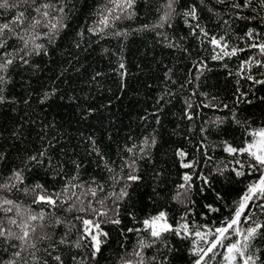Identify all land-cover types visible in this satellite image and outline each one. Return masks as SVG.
Segmentation results:
<instances>
[{
    "label": "trees",
    "instance_id": "trees-1",
    "mask_svg": "<svg viewBox=\"0 0 264 264\" xmlns=\"http://www.w3.org/2000/svg\"><path fill=\"white\" fill-rule=\"evenodd\" d=\"M51 2L63 7L66 27L51 43L45 36L48 28L41 25L36 29L40 38L35 43L43 44L46 54L41 50L39 55L26 56L27 64L17 57L8 69L9 82L3 86L8 102L0 104V153L4 154L0 184L8 182L14 169L23 168L29 156L46 150L44 164L29 165L31 171L25 168L23 184L0 190V199H12L22 210L55 213L33 222L38 250L29 249L22 258L28 264H58L56 255L64 264H83L85 260L88 264H121V258L136 246L138 235H145L128 233L127 228H141L139 221L166 211L173 227L188 223L193 234L168 233L166 244L158 241L145 249L147 256L155 255L161 264H194V248L207 247L195 237V231L214 232L226 226L248 187L261 176V171L247 167L245 175L235 176L230 171L235 167L233 157L222 150L221 142L227 140L238 146L250 139L246 128H264V84L247 79L250 75L254 80H264V67L258 66L264 64V55L251 46L264 43V8L258 0L240 9L232 6L233 0H204L203 5L200 0H178L169 22L157 27L167 10V0H135L132 8L121 10L105 27L101 21L113 0ZM235 2L244 4L245 0ZM192 5L197 6L198 21L183 15ZM55 7L50 10V19L61 15ZM20 11L42 19L21 4L17 8H0V23L11 21ZM17 31L23 32L20 28ZM213 37L226 44L227 51L235 49L236 54L224 56L211 43ZM8 44L9 53L22 47L16 39H10ZM218 54L221 58L215 59ZM89 137L100 155L92 151ZM145 137L149 143L155 138V144L142 154ZM133 145L137 169L134 174L141 177L138 181L127 180L131 170L124 166L133 156L126 147ZM179 151L186 152L185 162H196L194 168L182 167ZM73 161L80 164L79 169ZM225 166L228 170L219 175L217 168ZM185 174L192 176L191 190L187 199L183 195L176 199L178 192L184 191L179 185L185 183ZM73 176L77 179L72 180ZM225 176L230 179L225 180ZM203 177L208 178L207 184ZM70 180L83 185L73 190L77 195L90 186L102 185L104 191H98L96 198L88 196L84 206L92 201L96 209L108 210V216H98L91 210L69 212L67 204L50 209L43 203H33L34 194L23 190L42 184L48 192H59ZM125 184L127 197L108 198ZM102 197L103 205L96 203ZM254 204L250 205L251 220L245 223L241 217V229L252 225V221L264 222V208L259 206L264 205V200H255ZM115 213L120 225L103 222ZM14 214L15 209L8 215ZM77 216L101 222V229L108 232L107 242L95 261L88 260L87 240L81 241L80 248L58 243L66 233L73 244L80 239L83 225ZM56 217L63 223L56 224ZM0 218L6 224L2 211ZM43 233L52 239H39ZM214 238L209 236V240ZM236 239L231 235L223 243L229 245ZM18 250L0 241V264L15 258L13 253ZM214 251L215 255L205 257L207 264H224L226 249L218 247ZM30 252H35V259ZM249 252L264 260V238L252 241Z\"/></svg>",
    "mask_w": 264,
    "mask_h": 264
},
{
    "label": "snow or ice",
    "instance_id": "snow-or-ice-1",
    "mask_svg": "<svg viewBox=\"0 0 264 264\" xmlns=\"http://www.w3.org/2000/svg\"><path fill=\"white\" fill-rule=\"evenodd\" d=\"M219 3H224L225 0H217ZM116 8L125 9L132 8L134 6L135 0H114ZM178 3V0H167L166 2V11L161 17V24H158L157 27H162L163 24L169 22L172 18V15L176 12L175 5ZM253 0H245L244 4L235 2L233 0V7L240 9L242 7L251 6ZM258 3L261 8H264V0H258ZM24 5L27 8H32L34 12L39 14L42 19H37L36 17H28L26 16L25 11H20L18 15H16L11 21L0 23V50H4L0 52V104L6 103L7 98L3 95L4 85L9 82V77L7 76L8 69L12 66L17 57L19 61L23 64H27L28 60L25 59L26 56H31L32 54L39 55L41 50L45 51L46 49L43 44L35 43V40L40 38V33L36 32V29L43 25L48 28V32L45 33L49 43L56 39V36L60 29L66 27L64 24V18L66 13H64V9L62 6L55 7L51 0L45 2V0H41L40 3H37V0H12L10 3L9 0H0V8H17L20 5ZM200 4H204V0H200ZM55 7V11L60 13L61 15L55 17L54 19H50L51 11ZM112 14L109 13L108 16ZM184 16L190 17L192 20H199V16L197 14V6L192 5L187 11L183 13ZM115 19H120V16H116ZM101 23L107 27L109 25V19L105 18L101 21ZM199 27V25H196ZM189 27H192L189 25ZM20 28L23 32L17 31ZM203 31V29H201ZM82 35V33H81ZM204 35L207 36L208 33L204 32ZM249 36H252V33L249 32ZM10 39H16L22 42V47L15 53H9L7 48L10 47L8 41ZM211 43L216 47L220 48L222 54L224 56L235 55L236 50L233 49L231 52L227 51V45L223 44L220 40H217L215 37L211 38ZM32 45L31 49H29V45ZM171 46V45H169ZM254 48H258L259 52L264 55V43H253L251 45ZM28 51H25V50ZM24 52L23 56H20L19 53ZM215 59H220L221 55H217L214 57ZM249 63V62H246ZM258 66L264 67V64H259ZM121 68L124 67L123 64L120 65ZM247 79L252 80L257 84H264V80H254L252 76H248ZM47 95V93L45 94ZM243 95V94H241ZM250 103V101H248ZM191 107V105H189ZM225 108L227 105L224 106ZM192 119V116L188 117ZM233 119L235 120V115H233ZM237 124H241V121L235 120ZM222 123V121L217 122ZM247 136L250 139H246L242 141L240 145H233L231 142L224 140L221 142L222 150L233 157V161L235 163V167H232L230 171L237 177L245 175V168L251 170L261 171V176L258 182L251 184L248 187L247 193L241 198L238 202L237 208L234 213V217L230 221H226V226L216 228L213 232L209 230L208 232H201L199 230L195 231V237L199 238L200 241H203L207 247H199L194 248L193 254L197 257L194 261V264H207L205 257H208L209 254L215 255L218 247L225 248L226 254L223 259L227 262V264H264V260H261L259 255H254L249 252V249L252 247V241L257 239L258 237L264 238V222L252 221V225L247 227L246 229H241V217H244V222L248 223L251 220V208L250 205L256 206L254 204L255 200H264V128L255 129L252 131H248L245 129ZM89 140L91 138L89 137ZM144 148L140 149V152L143 154L146 152V149L155 144V138L151 140L149 143V139L145 137L144 139ZM92 151L96 152L98 155L99 149L95 146V141L91 140ZM135 145L131 147H126V151L132 153L133 156L130 161H126L125 165L128 167L131 172L127 176L128 181H138L141 177L135 175L134 173L137 171L136 169V152L134 151ZM178 156L181 158L182 167L186 169H191L195 167L196 162H185V158L187 156L186 152L179 151ZM46 155V150H41L37 154L31 155L27 158L25 165L23 168L14 169L12 171V175L8 178L7 183L0 184V190H10L11 188H16L19 184L24 183V171L25 168H29V165H42L45 163L44 157ZM241 157H246V160L240 159ZM4 158V154L0 153V161ZM211 159V157H208ZM76 168L79 169L80 164L73 161ZM48 166L51 167V158L48 159ZM105 167L108 168L110 172L113 171L111 167L105 164ZM227 169L225 167H218L217 172L219 175H224V172ZM225 180L230 179V177L225 176ZM77 177L73 176L72 180H76ZM112 179L117 183L119 180L117 176L113 175ZM205 184L208 183V178L203 177ZM183 180L185 183L179 185V189H183V192H178L176 199H179V196L183 195L185 199L188 197V193L191 190V181L192 176L185 174L183 176ZM95 183V182H94ZM128 185L125 184L119 191V193L113 192L109 195L108 198L116 197L117 200H122L123 198L128 196L127 192ZM76 188H83V185L74 184L72 181H67L65 186L59 192H48V190L42 184H36L31 188L23 189L26 193L32 192L34 194L33 203H43L47 205L50 209H55L57 207H62L67 204L68 208L66 211H77V212H88L91 210L94 213H97L98 216L107 217L108 210H98L92 206V201H88V206H84V200L91 196L93 198L97 197L98 191L103 192V186L97 184L95 188L89 187L84 190L80 195H77L75 191ZM75 197V202H71ZM100 205H103L104 198H100L96 201ZM264 208V205H259ZM15 209L14 216H9V213H13ZM0 211L3 212L5 220L0 218V241L4 243H8L13 248H18V251L13 253L15 258L9 259L6 264H18V261H22V264H28L27 260L22 258V253L28 252L29 249L38 250L36 243L34 242V236L37 231L36 225L33 222L35 221H43L46 215L54 216V212L40 211L39 213H34L30 208L21 209V206L16 203V201L8 198L0 199ZM246 211L248 215H245ZM16 217H20L18 220ZM76 219L81 220L83 228L80 239L76 241L74 244L67 239V233L63 238H61L58 243L62 245L74 246L76 248L82 247L81 241L87 240L90 245V251L88 253V260L95 261L99 254H101L102 246L107 242L108 232L103 231L101 229V222H97L94 219H84L80 216L75 217ZM135 220V218H133ZM106 223H111L114 225H120L121 220L118 218V213H115L111 218L106 221ZM55 223L60 224L63 221L59 218H55ZM138 223L142 224L141 228L129 227L127 228V232H136L144 233L145 235L139 236L137 239V244L130 253H127L126 256L121 258V264H161L160 261L157 260L155 255L148 257L145 249L152 248L156 242L160 241L166 244V234L173 233L177 236H191L193 233L190 230V225L188 223H183L178 225L177 227H173L172 224L168 222V214L166 211H159L156 215H151L148 218L139 221ZM7 225V226H6ZM41 228L44 227L43 224L40 225ZM13 228L19 229V231H14ZM231 235H235L237 239L233 241L229 245H224L223 241L226 239H231ZM209 236H214V239L209 240ZM39 239H52V236L48 233H43ZM16 242V243H14ZM51 247V245H49ZM33 259H35V252H30ZM51 255V253H49ZM54 259L58 262V264H64L61 256L56 255ZM72 259H76L72 257ZM83 264H88V261H83Z\"/></svg>",
    "mask_w": 264,
    "mask_h": 264
},
{
    "label": "rangeland",
    "instance_id": "rangeland-1",
    "mask_svg": "<svg viewBox=\"0 0 264 264\" xmlns=\"http://www.w3.org/2000/svg\"><path fill=\"white\" fill-rule=\"evenodd\" d=\"M121 10H123V9L116 8L115 3H114V0H113L112 5H111L109 11H108V12L106 13V15H105V18H108L109 21H110V19H111L114 15H116L117 13H119ZM109 13H111L112 15H111V16H108ZM224 264H227V262L225 261Z\"/></svg>",
    "mask_w": 264,
    "mask_h": 264
}]
</instances>
